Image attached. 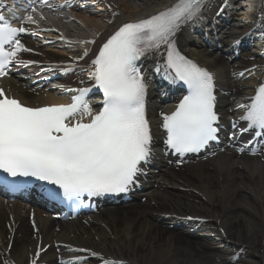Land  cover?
Segmentation results:
<instances>
[{"label":"bare ground","instance_id":"obj_1","mask_svg":"<svg viewBox=\"0 0 264 264\" xmlns=\"http://www.w3.org/2000/svg\"><path fill=\"white\" fill-rule=\"evenodd\" d=\"M226 1L229 0H222L221 4ZM175 2L177 0L45 2L41 26L45 33L35 35L34 28L26 27L27 38L22 44L29 51L18 53L26 63L13 66L8 77L0 80V85L6 94L28 106L57 103L60 98L91 83V61L123 24L149 18ZM255 4L256 7L245 14L244 9H250L251 4L241 5L237 15L244 22L254 20L264 39V4L260 3V7ZM212 17L205 13L195 25L181 29L176 44L187 58L214 72L220 97L218 107L223 116H230L246 103L251 89L264 77V50L253 41L251 46L260 53L257 67L244 72L230 71L228 68L233 65L228 64L223 48L234 52L240 48L237 41L244 46L245 39L236 33L242 27L235 25L234 33L226 24L220 29L223 35L233 39L226 46L211 37L205 41L203 38L210 34L205 33L201 22H210L209 26L217 30ZM190 34H195L197 39ZM88 41L91 43H86ZM85 50L87 55H84ZM161 55L162 51L149 54L142 61V73L154 82L148 83L147 110L155 137L161 131L162 110L169 108V105L160 106L166 99L159 98L158 94L168 90L165 83L155 78ZM24 65L31 69L25 70ZM45 72L48 74L41 77ZM52 74L61 80L56 85L41 87L43 83L39 80ZM225 145L224 152L214 151L178 170L166 166L162 159L154 160L140 203L102 207L96 214L75 221L54 220L48 212L0 198V264H56L57 255L61 259L88 256L93 260L89 264H105V258L122 264H236L234 258L226 255L228 244L224 241L227 239L255 248L264 262V151L252 158L250 153L238 151L242 148L240 143L236 147ZM162 212L181 218L193 214L209 219L214 215L217 226L209 232L217 236L226 234V240L222 239L224 249H220L215 239L198 241L196 236L203 231L200 227L194 229L189 225L172 231L170 227H175L176 220L157 215ZM50 245H58L59 252L56 254L51 247L44 252ZM37 247L44 252L38 260ZM248 256L256 255L252 252ZM237 260L242 262L243 259ZM243 264L257 262L243 261Z\"/></svg>","mask_w":264,"mask_h":264},{"label":"snow or ice","instance_id":"obj_2","mask_svg":"<svg viewBox=\"0 0 264 264\" xmlns=\"http://www.w3.org/2000/svg\"><path fill=\"white\" fill-rule=\"evenodd\" d=\"M205 4L206 0H177L162 12L119 28L91 61L89 76L103 93V107L97 112L87 101L88 88L78 89L68 104L43 107L26 106L0 89V170L58 185L67 198L128 191L141 164L151 157L152 141L145 116L148 81L136 62L162 48L168 78L188 89L175 110L163 114L166 145L183 155L217 140L213 75L183 56L174 41L181 26L198 18ZM24 22L37 23L31 14ZM26 31L0 14V76L8 74L12 62L26 63L16 59L20 51H29L19 39ZM240 119L246 122L242 131L264 136V84ZM246 150L247 145L238 149ZM105 264L122 262L105 258Z\"/></svg>","mask_w":264,"mask_h":264},{"label":"rangeland","instance_id":"obj_3","mask_svg":"<svg viewBox=\"0 0 264 264\" xmlns=\"http://www.w3.org/2000/svg\"><path fill=\"white\" fill-rule=\"evenodd\" d=\"M241 24L242 26L244 24H246L245 22H241L240 20H235L233 22L230 23V28L233 27L234 24ZM232 29V28H231ZM242 29L246 30L247 27H242ZM210 37V36H209ZM208 37V38H209ZM41 40V38H38V40ZM215 40V38H213ZM212 39V40H213ZM228 38H225V35H219L218 38H216V41H218V43L220 42L221 45H226V41H227ZM46 40V39H45ZM230 40V39H228ZM226 43V44H225ZM212 53H215L216 51L215 50H211ZM224 53V52H223ZM232 53V52H230ZM229 53V54H230ZM241 53H244V54H241ZM218 54V53H217ZM216 54V55H217ZM227 57V61H228V64L229 65H233L232 67H229L228 69L230 71H233V69H236V70H242V69H245V67H252L253 65H255V62L257 61L258 57H256V54L254 55L253 53H251L249 55V53H247V51L245 49H242L240 51H238V54H232V56L230 58H228L227 55H224ZM255 60V61H254ZM236 63V66L235 64ZM240 63V64H238ZM238 64V66H237ZM56 82V81H55ZM54 82V83H55ZM53 84V83H52ZM56 85V84H54ZM24 87V86H23ZM25 88V87H24ZM134 203H140L139 200H136V201H131L129 202L128 204H134ZM157 214H160V213H157ZM212 226L214 227L213 223H211ZM172 231H179L178 228H173L171 229ZM216 237V236H215ZM200 239V238H198ZM216 239H218L216 237ZM198 241H202V240H198ZM230 241V245L228 246V248L226 249V255L230 258H235V263L236 264H243V261H255L257 262V264H264L263 261H261V259L259 258V254L254 251L255 248H251L250 246L248 245H243L242 243L240 244H237L236 246H234L233 244H231L232 242V239H229ZM234 243V242H233ZM217 245H219L220 249H223V243L221 242V240H217ZM8 247V246H7ZM9 248V247H8ZM254 253L256 256H248L249 253ZM240 257H242V262H238L237 259H240Z\"/></svg>","mask_w":264,"mask_h":264}]
</instances>
